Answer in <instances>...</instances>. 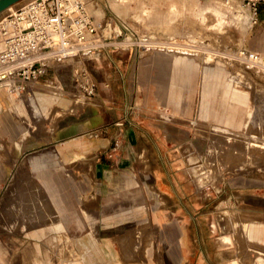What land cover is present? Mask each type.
I'll return each mask as SVG.
<instances>
[{
	"label": "crops",
	"instance_id": "crops-1",
	"mask_svg": "<svg viewBox=\"0 0 264 264\" xmlns=\"http://www.w3.org/2000/svg\"><path fill=\"white\" fill-rule=\"evenodd\" d=\"M254 14V25L243 37L242 48L264 56V3L257 5ZM143 56L119 74L96 65L98 56L83 61L81 68L97 85L96 94L89 98L90 103L74 98L67 107L61 106L57 96L77 93L73 79L77 63L54 66V95L32 96L42 119L39 131V127L30 131V112L21 94L47 80L41 76L24 91L0 86V187L13 177L21 162L34 168L41 164L39 157L44 152L54 156L61 167L57 177L65 190L57 205L61 220L46 231H55L56 235L50 237L55 247L65 248L69 243V253L76 258L68 264H190L192 244L188 226L186 229L185 223L182 225L188 220L185 214L178 220V208H174L180 194L190 197V189L185 186L191 169L187 152L205 157L214 129L247 133L254 141L264 143L258 138V134H264V92L242 86L237 78L231 79L226 67L216 64H202L201 74L198 71L190 85L189 81L182 83L181 89L174 91L172 80L160 78L167 76L168 70L161 69L158 60L150 63L148 55ZM174 59L191 60L188 56ZM189 88L196 100L193 107ZM70 108L79 110L52 121L56 110L68 112ZM160 115L171 116L176 122L167 124ZM16 119L25 124L23 130ZM222 141H215L216 165L229 166L234 176L227 178L220 189L226 195L224 201L231 203L230 212H224L232 213V226L221 228L234 229V241L244 251L243 264H264V251L254 252V227L264 224V176L259 177L261 169L255 174L233 156L235 149L226 153L227 145ZM263 160L256 159V164ZM196 173L195 182L206 175L203 170ZM25 184L15 201L4 198L1 203V207L7 205L1 213L8 226L21 225L20 231H25L26 224H46L54 217L40 186L31 178ZM159 194L168 207L149 205L147 201ZM259 211L260 222L254 219ZM0 227L5 228V224ZM236 231L247 239H240ZM37 235H43L41 228ZM232 240L225 233L218 238L221 246L232 244Z\"/></svg>",
	"mask_w": 264,
	"mask_h": 264
},
{
	"label": "rangeland",
	"instance_id": "rangeland-1",
	"mask_svg": "<svg viewBox=\"0 0 264 264\" xmlns=\"http://www.w3.org/2000/svg\"><path fill=\"white\" fill-rule=\"evenodd\" d=\"M29 1L21 0L13 5V12L19 10ZM83 1L88 15L101 24L96 34V36L99 35L100 44L94 50V52L99 53L95 63L101 69L105 67L113 72L116 70V74H119L124 70L127 71L126 68L135 60H141L142 57H145L142 54V35L138 32L140 31L151 37L155 46L180 48L172 53L155 52L147 57L148 61L153 60L155 62L158 60L160 68L168 70L165 72L168 77L160 76V78L172 80L175 86L174 91L181 89L179 87L182 86V83L185 85L189 81L188 85H190L194 75L198 71L201 74L202 64H216L226 67L228 73L232 75L231 79L237 78L242 86L254 92H264V80L259 81L255 77V73L245 67L246 62L242 60L241 51L239 50L243 46V37L255 21L254 6L247 0ZM241 5L245 10L247 9L246 15L240 10ZM8 14V10L1 13L0 20ZM250 14L253 19L252 24L244 21L246 16ZM187 47L197 53L190 57L191 60L175 61V55L182 56V54L189 53V51L183 49ZM168 54H172L173 57H168ZM115 66L116 68H113ZM81 67H84V62H78L73 73L77 93L74 96L62 93L57 96L63 107H67L74 98L75 101L78 100L82 103L92 102L91 99L84 97L77 82V77L81 76V73L86 75V70ZM42 79L47 81L38 82V85L31 86L27 92L21 94V98L28 105L30 112L31 132L41 125L40 121L42 122L33 97L36 98L38 94L54 95L55 90H57L54 89L57 86L54 67H47ZM106 83H102L103 86ZM189 95L193 107L196 100L191 88H189ZM256 105L259 107L260 103H256ZM79 106L83 107L84 104ZM76 110L79 109L70 108L68 112L58 109L53 113L52 121L54 122L59 117L74 114ZM162 112L161 110L160 113ZM160 120L167 124L176 122L168 115H160ZM15 122L20 125L19 129L23 130L22 126H25L23 121L16 119ZM195 122V120L191 122L194 127ZM196 128H202V126L197 125ZM258 136V138L264 139V134H258ZM210 137L212 138L211 146L205 157L198 158L191 151L187 152L188 164L191 169L187 175L189 179H185V186L190 189V197L184 198L180 194L179 198L175 199L174 208H178L175 215L178 220H183L182 216L185 214L188 220V222H182V225L185 223L186 229V225L188 226V231H186L192 244L190 264H243L244 251H241L236 241H234V229L223 231L221 228L223 226L225 230V227L232 226L229 219L232 213L226 214L224 212L226 210L230 212L231 203L228 202L229 200L224 201L226 195L220 193V189L227 178L234 176V171H229L230 167L227 165H216L213 150L216 147V140H224L227 145L226 153L235 149L233 156L239 158L247 168L250 166L255 174H258L256 169H261L260 172L258 171L260 177L264 176V166H262L264 162L258 161L259 163L256 164V159H264V143L254 141L247 133L231 134L228 131L223 132L216 129L213 130ZM258 138L255 140H258ZM4 145L6 146L5 140ZM39 158L42 159L40 160L41 164L36 165L34 168L27 167L24 161L21 162L20 166L14 169L13 177L0 187V224H5V228L0 227V264H68V260L76 258L75 255L71 257L69 251L72 248L68 242L65 248L60 245L55 247L54 241H50V237L56 235L55 231H46V228H54V224L61 220L60 215L57 214V205L61 202L63 190L65 189H63L62 179L57 177L61 175V167L54 156L44 152ZM199 165L200 167H198ZM201 170L205 171L206 175H200L199 179L196 177L197 182L193 181L196 172ZM28 178H31L40 186L41 192L46 195L50 208L54 212V217L46 224H26L25 231H20L21 225L13 226L14 228L8 226V220L1 213L7 205L1 207V203L4 198L8 202L10 199L15 201L20 190L25 187V180ZM200 186L203 189L198 190L197 188ZM147 195L150 197L148 193ZM153 197V201H147L149 205L158 203L159 207L162 205L168 207L167 200L162 195L159 194V196ZM241 205L247 206L246 203H241ZM254 211L258 212L257 209H254ZM260 215L261 212L256 214L254 219L260 222ZM214 225H216V230H214ZM258 225L254 227L257 228L254 231V252L262 253L264 251V224ZM38 228L43 231L41 237L37 235ZM238 232L236 231L240 239H247L244 233L241 235V232ZM223 233L231 236L233 239L232 244L228 246L219 244L218 238ZM37 246L39 248H36ZM30 253H33V256H30Z\"/></svg>",
	"mask_w": 264,
	"mask_h": 264
},
{
	"label": "built area",
	"instance_id": "built-area-1",
	"mask_svg": "<svg viewBox=\"0 0 264 264\" xmlns=\"http://www.w3.org/2000/svg\"><path fill=\"white\" fill-rule=\"evenodd\" d=\"M247 1L254 11L264 3ZM100 27L81 0H30L16 12L9 11L0 20V77L11 74L12 80L3 86L8 91H24L45 74L47 58L82 53ZM85 77L81 73L77 82L89 99L95 96L97 85Z\"/></svg>",
	"mask_w": 264,
	"mask_h": 264
},
{
	"label": "bare ground",
	"instance_id": "bare-ground-1",
	"mask_svg": "<svg viewBox=\"0 0 264 264\" xmlns=\"http://www.w3.org/2000/svg\"><path fill=\"white\" fill-rule=\"evenodd\" d=\"M84 4V7L86 9V5L84 3L83 0H81ZM234 1V0H232ZM13 6H10L8 7L7 10L9 11H13ZM240 10L246 15V11L247 9L245 10L242 5L240 7ZM87 12V11H86ZM116 13V12H115ZM97 14V12H96ZM251 15V14H250ZM246 16L245 20L243 18V20L246 22V23H249V24H252V15L251 16ZM97 21V20H96ZM254 24V23H253ZM132 25V23H131ZM137 31L138 29L132 25ZM252 27V26H250ZM249 27V28H250ZM140 33L141 36V47L143 48L142 49V54L143 55H149V54H153L155 52H164V53H172L174 50H177L180 49L178 47H159V46H155L153 45V42H152V38L147 36L145 33H142L140 31H138ZM99 35L93 38H91L90 40H92L90 43H88L86 45V49H84L82 51V53L80 54H72V55H69L68 57L66 58H61V59H58V58H47L45 61H46V66L47 67H54L56 65H59V64H65V63H78V62H83L87 59H90V58H93V57H96L99 55L98 52H94L95 49L98 48L99 46ZM95 42H94V41ZM126 43H131V42H126ZM1 45V43H0ZM159 45V44H158ZM183 49H186L187 51H189V53H186V54H182V56H188V57H192L193 55H195L197 52L193 49H188L187 48H183ZM172 50V51H171ZM239 50L241 51V58L242 60H244L246 62V68L249 70V71H252L255 73V77L259 80V81H263L264 80V62H263V59L261 58H264V56H260L258 55L257 53H254V52H248V51H245L243 50V48H239ZM217 55V54H216ZM215 55V57H216ZM256 55V56H255ZM176 57H179L177 55H175ZM214 56V55H212ZM221 56V55H220ZM225 56V55H224ZM219 58V57H218ZM76 66V65H75ZM61 67V65H60ZM72 67H73V64H72ZM244 68V69H246ZM239 70V69H238ZM245 73V72H244ZM250 74V73H249ZM236 75V74H235ZM246 76V75H245ZM85 79L89 82H91L88 78H87V75L85 77ZM12 80L11 78V74H7V76L5 77H0V86H3V85H6L7 83H9L10 81ZM77 87V86H76ZM9 95H11L9 93Z\"/></svg>",
	"mask_w": 264,
	"mask_h": 264
},
{
	"label": "water",
	"instance_id": "water-1",
	"mask_svg": "<svg viewBox=\"0 0 264 264\" xmlns=\"http://www.w3.org/2000/svg\"><path fill=\"white\" fill-rule=\"evenodd\" d=\"M21 0H0V14L8 9V7L13 6L20 2Z\"/></svg>",
	"mask_w": 264,
	"mask_h": 264
}]
</instances>
